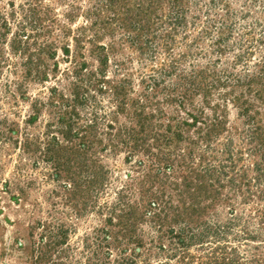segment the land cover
<instances>
[{"label": "rangeland", "instance_id": "obj_1", "mask_svg": "<svg viewBox=\"0 0 264 264\" xmlns=\"http://www.w3.org/2000/svg\"><path fill=\"white\" fill-rule=\"evenodd\" d=\"M262 94L264 0H0V264H264Z\"/></svg>", "mask_w": 264, "mask_h": 264}, {"label": "trees", "instance_id": "obj_2", "mask_svg": "<svg viewBox=\"0 0 264 264\" xmlns=\"http://www.w3.org/2000/svg\"><path fill=\"white\" fill-rule=\"evenodd\" d=\"M65 50L68 51L67 48H66ZM261 98L264 100V95H263V94H262ZM248 109H249V108H248ZM258 129H259V128H258ZM258 136H259L260 140H262V137H260V135H258ZM262 142H263V144H264V141H263V140H262ZM263 147H264V146H263ZM259 168H260V167H259ZM201 182H202V181H201ZM200 185H201L200 187H201V191H202V189H203L204 186H203L201 183H200Z\"/></svg>", "mask_w": 264, "mask_h": 264}]
</instances>
